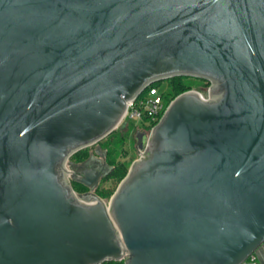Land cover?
Returning a JSON list of instances; mask_svg holds the SVG:
<instances>
[{"label":"water","instance_id":"1","mask_svg":"<svg viewBox=\"0 0 264 264\" xmlns=\"http://www.w3.org/2000/svg\"><path fill=\"white\" fill-rule=\"evenodd\" d=\"M175 78L210 83L207 99L185 92L136 133L141 157L105 202L107 151L70 159ZM263 251L264 0H0V264Z\"/></svg>","mask_w":264,"mask_h":264},{"label":"trees","instance_id":"2","mask_svg":"<svg viewBox=\"0 0 264 264\" xmlns=\"http://www.w3.org/2000/svg\"><path fill=\"white\" fill-rule=\"evenodd\" d=\"M167 83L166 88V94L168 100L175 99L179 95L188 92L190 90L197 89L194 86L195 80H191L188 78H175L168 81H165ZM164 82L156 83L153 86L159 87ZM210 86V83L204 81L203 87L208 88ZM136 126L133 124L128 123H122L117 130H115L111 135L107 137L104 144V151H107V157L106 162L109 166L113 167V170L109 173L108 176H106L102 183H107L108 181L115 180L117 182H122V180L127 176L129 169L124 165V163L119 160V157H117L119 153V148L121 146H124L126 141L131 139L132 133L135 131ZM90 158V153L85 149L78 153H76L72 158L70 159V162L72 163H79V162H85ZM73 187L75 192L78 194H85L87 191H89L84 186L73 183ZM96 194L102 198L105 196V191L102 189H97ZM105 264H123L122 262H108Z\"/></svg>","mask_w":264,"mask_h":264},{"label":"built area","instance_id":"3","mask_svg":"<svg viewBox=\"0 0 264 264\" xmlns=\"http://www.w3.org/2000/svg\"><path fill=\"white\" fill-rule=\"evenodd\" d=\"M208 89L206 96L202 94L205 99L208 97ZM195 90L200 92L198 89L190 91ZM172 101L173 99L168 100L166 91L161 92L158 87L152 85L141 96L128 103L129 106L123 122L136 126L135 135L138 131L149 135L152 129L159 123ZM138 124H142V127H137ZM245 264H264V257L260 258L259 255L254 254Z\"/></svg>","mask_w":264,"mask_h":264},{"label":"rangeland","instance_id":"4","mask_svg":"<svg viewBox=\"0 0 264 264\" xmlns=\"http://www.w3.org/2000/svg\"><path fill=\"white\" fill-rule=\"evenodd\" d=\"M188 79L195 80V83H194L195 88H197L202 94H204L206 96L208 88L203 87L204 80H199V79H194V78H188ZM166 88H167V83L166 82H164L161 86L158 87V89L161 92L165 91ZM137 127L141 128L142 124H138ZM106 139H104L103 141H101V142H99V143H97V144H95V145H93L91 147L86 148V150L90 153V156L91 155H95L98 158H100V160L103 161L104 157L101 156L100 154H98L97 150L99 149V147L103 150V148H104L103 147L104 146L103 143L105 142ZM117 157H119V160H121L128 169L131 168L132 164L135 161L140 159L141 154L136 149V141H135V133L134 132L131 135V139L127 140L125 145L121 146L119 148V153H118ZM120 183L121 182H117L115 180L108 181L107 183H102L101 182L99 187H100L101 190L103 189L105 191V194H106L101 199L104 200L105 202H109V200L111 199V197L113 196V194L117 190V188L120 185ZM99 187H98V189H99ZM88 192L89 191H87V193Z\"/></svg>","mask_w":264,"mask_h":264}]
</instances>
